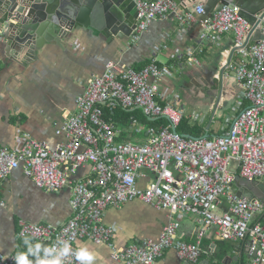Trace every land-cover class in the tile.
I'll use <instances>...</instances> for the list:
<instances>
[{
	"label": "built area",
	"instance_id": "2783aa9c",
	"mask_svg": "<svg viewBox=\"0 0 264 264\" xmlns=\"http://www.w3.org/2000/svg\"><path fill=\"white\" fill-rule=\"evenodd\" d=\"M131 1L136 25L127 47L136 44L152 23L166 21L171 13L181 22L199 18L207 0H194V7L186 5L183 15L170 0ZM200 28V47L219 44L222 36L231 34L237 48V59L228 67L239 89L237 104L244 107L229 119L227 132L213 138H184L176 132L185 117L184 106L178 99L157 100L158 83L167 70L155 60L140 70L108 61L103 72L91 76L76 96L75 113L55 130L64 141L50 146L25 135L20 148H0V184L20 168L45 193L70 192V216L62 224L20 223L17 238L28 237L43 248L33 264L59 254L60 241L71 248L63 264H80L75 255V242L80 239L106 245L111 258L121 264H153L168 250L179 260L196 264L203 253L201 240L210 231L222 241L243 242L250 264H264V226L255 220L263 205L231 191L236 177L264 184V41L246 43L252 27L231 4L217 6L200 21ZM257 28L264 35V19ZM5 33L6 29L0 30V43ZM192 55L193 51L187 53V61L195 64ZM117 108H137L149 120L164 119L166 126L132 121L120 127L111 120ZM191 118L197 121L196 115ZM133 136L140 138L134 142ZM79 172L85 174L78 178ZM144 179L147 184L139 187V180ZM222 200L228 209L218 212ZM131 201L165 210L169 221L157 239L116 248L115 231L103 224L102 216L107 208ZM187 216L195 217L197 225L191 243L177 234L178 219ZM45 247L51 252L46 253ZM0 264H16L15 257L0 253Z\"/></svg>",
	"mask_w": 264,
	"mask_h": 264
},
{
	"label": "crops",
	"instance_id": "0c3cea01",
	"mask_svg": "<svg viewBox=\"0 0 264 264\" xmlns=\"http://www.w3.org/2000/svg\"><path fill=\"white\" fill-rule=\"evenodd\" d=\"M193 7L191 4L190 8ZM187 11L181 10L180 15ZM200 30L198 17L181 22L176 13H171L166 21L152 23L141 39L129 47L125 40L107 41L76 32L64 38L61 46L46 43L30 55L26 49L18 53L16 48L8 46L4 35L0 43V148H20L25 135L50 146L64 141L63 137L56 136L55 130L75 113L76 96L91 76L103 72L108 61L139 69L155 60L160 68L167 70L158 83L157 100L164 103L178 99L184 106V120L189 126L199 128L202 137L213 138L227 132L229 119L244 107L243 103L237 104L239 89L228 66L221 78V68L234 48L233 35L222 36L219 44L200 47ZM199 48L202 51L199 52ZM190 51L197 61L195 64L187 61ZM236 59L235 52L230 63ZM195 108H201V117ZM134 110L140 112L137 108L129 111ZM195 115L197 121L193 122L191 117ZM132 121L148 126L134 118ZM137 138L140 137L132 139L136 142ZM84 174L79 172L77 177ZM147 182L148 179L139 180L138 186L144 187ZM257 183L264 191V184ZM69 198V190L45 193L20 168L14 170L0 184V199L4 204L0 207V253L15 257L27 251L24 240L17 238L20 223L58 226L65 222L70 216ZM227 209L228 203L222 200L218 212ZM255 220L264 226V205ZM102 221L115 231L114 247L124 248L142 240L157 239L169 221V214L140 201H131L117 208H107ZM178 221V236L184 242H194L195 217L187 216ZM200 246L203 253L196 264H250L243 242L222 241L213 231L204 236ZM75 247L77 251L87 248L95 257L94 264H121L111 258V250L106 245L80 239ZM42 253L43 248H39L28 259L34 261ZM153 264L188 263L168 250Z\"/></svg>",
	"mask_w": 264,
	"mask_h": 264
},
{
	"label": "water",
	"instance_id": "95a60500",
	"mask_svg": "<svg viewBox=\"0 0 264 264\" xmlns=\"http://www.w3.org/2000/svg\"><path fill=\"white\" fill-rule=\"evenodd\" d=\"M170 1L180 10L194 2ZM229 4L234 5L239 16L252 27L246 43L249 40L264 41V35L257 28L264 19V0H207L204 14L199 20L209 17L217 6ZM135 25L136 9L131 0H0V30L6 29V43L16 48L18 53L26 49L27 55L34 54L46 43L61 46L64 38L76 32L103 37L107 41L112 38L128 41ZM63 26L68 29L67 32ZM236 50L234 47L221 68V78ZM182 136L196 139L189 135ZM231 191L236 196L256 199L264 205V191L256 181L236 177Z\"/></svg>",
	"mask_w": 264,
	"mask_h": 264
},
{
	"label": "clouds",
	"instance_id": "9594fccd",
	"mask_svg": "<svg viewBox=\"0 0 264 264\" xmlns=\"http://www.w3.org/2000/svg\"><path fill=\"white\" fill-rule=\"evenodd\" d=\"M126 179H129L126 177ZM62 247L60 249L59 254L56 256H52L51 259H44L37 262V264H63V258L69 254L71 251L70 245L66 241H60ZM24 244L27 248L26 252H19L15 256L16 264H33V261L28 259L29 255L36 252L39 248H41V243L37 242L35 245L30 243V239L25 237ZM45 252L50 253L51 249L45 247ZM77 260L80 261V264H94L95 257L94 255L87 250V248L79 249L76 253Z\"/></svg>",
	"mask_w": 264,
	"mask_h": 264
},
{
	"label": "trees",
	"instance_id": "16d2710c",
	"mask_svg": "<svg viewBox=\"0 0 264 264\" xmlns=\"http://www.w3.org/2000/svg\"><path fill=\"white\" fill-rule=\"evenodd\" d=\"M140 69L141 68L135 70H140ZM105 113H106L105 116L108 117V113L106 110ZM131 118L137 119L148 126H154V127L166 126V121L164 119L150 121L149 119L143 117V115L137 110L129 111V110H124L122 108H117L115 110L114 116L111 118V120L115 123H118L121 126H126L130 123ZM184 119L185 118H183L180 125L176 128V132L180 135H190L195 138L202 137L203 133L201 132V130L195 126L193 127L189 126L186 120Z\"/></svg>",
	"mask_w": 264,
	"mask_h": 264
},
{
	"label": "rangeland",
	"instance_id": "374dc122",
	"mask_svg": "<svg viewBox=\"0 0 264 264\" xmlns=\"http://www.w3.org/2000/svg\"><path fill=\"white\" fill-rule=\"evenodd\" d=\"M195 111L197 112V114L199 115L198 117H201V108L199 109V108H195Z\"/></svg>",
	"mask_w": 264,
	"mask_h": 264
}]
</instances>
